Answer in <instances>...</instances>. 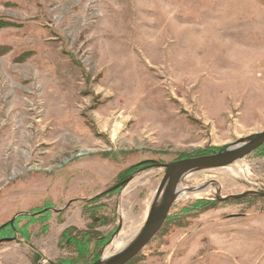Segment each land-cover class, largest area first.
I'll return each mask as SVG.
<instances>
[{"label":"rangeland","instance_id":"obj_1","mask_svg":"<svg viewBox=\"0 0 264 264\" xmlns=\"http://www.w3.org/2000/svg\"><path fill=\"white\" fill-rule=\"evenodd\" d=\"M263 131L264 0H0V227L36 219L31 247L0 237V264L78 261L61 237L95 215L116 228L98 259L135 232L126 246L159 165ZM178 191L126 264H264V198L219 199L264 193V145Z\"/></svg>","mask_w":264,"mask_h":264},{"label":"water","instance_id":"obj_2","mask_svg":"<svg viewBox=\"0 0 264 264\" xmlns=\"http://www.w3.org/2000/svg\"><path fill=\"white\" fill-rule=\"evenodd\" d=\"M263 145L264 131L255 133L244 139L237 140L216 154L187 158L173 161L168 164L159 165V167L164 169V174L156 189L146 219L136 236L124 248L116 251L107 258L100 256L99 259L92 264H126L129 262L139 252H141V250L155 237V235L161 229L170 211V208L178 198V185L185 176L196 171L230 166L245 158ZM132 180L133 175L120 183V185H127ZM204 188L202 187L201 189H196V191L203 190ZM251 195L264 198V193L248 191L240 195L219 199L239 200ZM119 228L120 226L118 227L117 232Z\"/></svg>","mask_w":264,"mask_h":264},{"label":"trees","instance_id":"obj_3","mask_svg":"<svg viewBox=\"0 0 264 264\" xmlns=\"http://www.w3.org/2000/svg\"><path fill=\"white\" fill-rule=\"evenodd\" d=\"M187 157V156H186ZM184 157V158H186ZM151 163V162H150ZM145 165L146 162L139 164L141 165ZM149 164V162H148ZM138 166H133L132 168H130V170H134L135 167H139ZM127 171V170H125ZM124 171V172H125ZM133 172L129 173V176L132 174ZM120 188V187H119ZM92 200V199H91ZM90 200V201H91ZM212 204V202L209 201H200L197 202L195 204H193L190 208V211H196L199 209H203V208H207L210 207V205ZM93 208V207H92ZM94 210H96V208H93ZM187 211V210H185ZM46 213V211L41 212V214L37 213V217L39 216H43V214ZM91 215V214H90ZM114 217V216H113ZM106 219V217L100 218V216H91L89 218V225L88 229H86L85 231H80L77 232L76 236H72V234L68 233V231L65 233H63L61 239H64L67 244L72 248V250H76V255L78 254V261H65L63 263H57V264H92L95 261H97L98 259V249L105 245L108 240L110 239V237H112L113 234H115L116 232V228H114L110 234L107 236L104 232H96L93 228L94 226H96L99 222H102ZM24 220V223L22 225H20L21 221ZM167 220V218H166ZM165 220V222H166ZM36 219L35 216H29L27 214L24 215H19L18 217L14 218L12 221L8 222L7 224L3 225L0 227V237L2 239H10V238H14L15 235H20L23 239L29 237V231H30V226L35 223ZM164 222V223H165ZM25 244L28 247H31V245L29 243H27L26 239H24ZM93 246V247H91ZM40 260V259H39Z\"/></svg>","mask_w":264,"mask_h":264},{"label":"bare ground","instance_id":"obj_4","mask_svg":"<svg viewBox=\"0 0 264 264\" xmlns=\"http://www.w3.org/2000/svg\"><path fill=\"white\" fill-rule=\"evenodd\" d=\"M179 193V192H178ZM182 194V193H181ZM191 195V194H190ZM179 196V195H178ZM135 233V232H134ZM134 233L132 234V236L130 237L129 235H124V232H123V234L122 233H120L119 234V237L115 240V241H113V243L105 250V253H104V255L102 256L103 258H107L108 256H110L109 254H108V251H109V248H111V247H117L118 249L117 250H120V249H122V248H124V246H125V242L129 239V238H132L133 236H134Z\"/></svg>","mask_w":264,"mask_h":264}]
</instances>
